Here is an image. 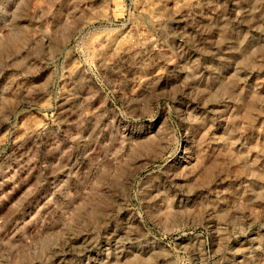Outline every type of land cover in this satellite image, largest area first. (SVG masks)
I'll return each mask as SVG.
<instances>
[{"label": "rangeland", "instance_id": "rangeland-1", "mask_svg": "<svg viewBox=\"0 0 264 264\" xmlns=\"http://www.w3.org/2000/svg\"><path fill=\"white\" fill-rule=\"evenodd\" d=\"M0 264H264V0H0Z\"/></svg>", "mask_w": 264, "mask_h": 264}]
</instances>
